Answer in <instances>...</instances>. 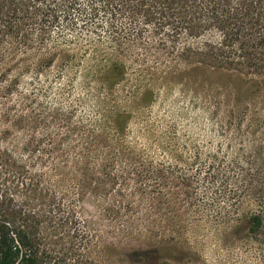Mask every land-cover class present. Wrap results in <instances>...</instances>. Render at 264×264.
<instances>
[{"label":"rangeland","instance_id":"1","mask_svg":"<svg viewBox=\"0 0 264 264\" xmlns=\"http://www.w3.org/2000/svg\"><path fill=\"white\" fill-rule=\"evenodd\" d=\"M75 19L50 40L77 45L0 42V182L47 244L67 264H264L245 222L262 212L264 232V71L233 45L216 62L210 26L189 37L125 14L113 45H82L95 34ZM116 56L132 72L114 84L101 71ZM74 145L105 159L66 161Z\"/></svg>","mask_w":264,"mask_h":264},{"label":"trees","instance_id":"2","mask_svg":"<svg viewBox=\"0 0 264 264\" xmlns=\"http://www.w3.org/2000/svg\"><path fill=\"white\" fill-rule=\"evenodd\" d=\"M125 14L144 17L147 24H156L159 20L160 28L183 31L189 37L199 35L207 26L215 28L222 34V47L212 51L216 62L222 61L223 47L233 45L250 69L264 71L260 62L264 61L261 49L264 45V0H86L85 3L81 0H0V42L12 40L18 45H48V50L53 48L52 44L57 49L58 45H77L74 38H61L60 35L59 39L50 40L55 28L62 33V28L77 25V15L90 21L95 34L82 39L80 44L113 45L118 30L125 26L121 19ZM191 15L197 16V26L191 25ZM60 17L68 19L66 25H62ZM204 18L207 24H199ZM197 27H200L199 31H196ZM71 51V56H75L77 52ZM101 72L105 80L115 84L128 79L132 69L116 56L104 63ZM4 77L5 74L0 73V82ZM113 115L121 127L128 120L125 111H114ZM85 151L92 155L98 151L105 159L103 149L74 145L66 161H72V153L79 157ZM20 184L25 190L29 189V183L24 180ZM6 189L0 182V264H67L61 251L47 244L45 225L39 214L29 209L26 200L18 201ZM245 222L251 233L264 241V232L260 231L262 212H251Z\"/></svg>","mask_w":264,"mask_h":264}]
</instances>
